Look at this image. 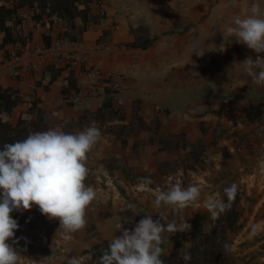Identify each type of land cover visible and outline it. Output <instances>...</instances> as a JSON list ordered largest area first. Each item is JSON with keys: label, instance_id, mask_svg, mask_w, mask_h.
Returning <instances> with one entry per match:
<instances>
[{"label": "crops", "instance_id": "0c3cea01", "mask_svg": "<svg viewBox=\"0 0 264 264\" xmlns=\"http://www.w3.org/2000/svg\"><path fill=\"white\" fill-rule=\"evenodd\" d=\"M255 2L264 13V0ZM252 3L94 0V15L102 11L105 17L89 24L78 41L60 47H56L63 30L60 24L48 29L27 19L18 28L24 43L0 49V88L17 90L22 100L10 114V125L16 128L21 116L30 113L29 132L59 127L75 133L95 126L102 133L86 161L85 183L97 195L86 210L83 229L65 232L58 219L50 220L36 205L11 213L19 225L14 237L18 243L13 246L21 264L83 260V253H100L114 235L122 233L117 224L130 230L144 215H152L154 221L159 215L171 220L174 209L155 207V197L139 190L140 178L151 179L153 190H166L177 181L184 187L192 182L204 186L208 174L199 166L212 159L223 163L221 170L228 180L231 166L242 174L245 189L239 210L247 198H256V212L264 213V86L253 84L238 64L264 53L236 43L228 33L234 17L247 14ZM33 12L28 7L19 10L21 16ZM45 35L52 37L51 48L45 47ZM3 38L0 31V45ZM221 44L224 51H219ZM63 57L82 61L87 70L79 77V69H74L82 100L75 106L66 104L62 95L70 71ZM49 66L62 73L45 85ZM111 72L122 77L124 104L113 100L120 113L98 120L86 117L87 107L94 112L106 99L100 89L89 87L108 86ZM192 206L201 207L200 201ZM242 226L239 241L264 244V218L245 231ZM259 261L264 263V257Z\"/></svg>", "mask_w": 264, "mask_h": 264}, {"label": "clouds", "instance_id": "9594fccd", "mask_svg": "<svg viewBox=\"0 0 264 264\" xmlns=\"http://www.w3.org/2000/svg\"><path fill=\"white\" fill-rule=\"evenodd\" d=\"M228 33L236 43L257 54L264 53V13L255 0L247 14L234 17ZM224 50L225 46L221 44L219 51ZM238 64L253 84L264 86V57L257 55L253 59L248 56ZM101 135L95 126H87L75 133L57 127L30 132L26 139L3 145L0 150V264H21V257L13 246L18 243L14 237L19 228L17 220L11 216L14 211H29L36 205L50 220L58 219L60 229L65 232L72 233L85 227L86 210L97 195L94 188L85 183L89 175L86 161ZM151 184V179L140 178L138 188L155 197V207L183 210L200 201L202 189L198 182L184 187L177 181L169 184L166 190H153ZM236 193L237 185L233 183L224 188L227 202L209 196L203 201V207L215 220L231 206ZM159 217L154 221L152 215H144L133 230L117 224L116 228L122 234L112 237L97 264H164L161 259L162 233L186 232L191 225L186 221L177 224L174 219ZM229 251L235 249L225 244L224 252ZM184 259L191 257L185 255ZM72 264H81V260L76 259Z\"/></svg>", "mask_w": 264, "mask_h": 264}, {"label": "trees", "instance_id": "16d2710c", "mask_svg": "<svg viewBox=\"0 0 264 264\" xmlns=\"http://www.w3.org/2000/svg\"><path fill=\"white\" fill-rule=\"evenodd\" d=\"M25 7L34 9V12L21 16L19 10ZM93 11L94 0H0V31L4 33L0 49L3 50L9 45L23 42L18 28L27 19H31L48 29H51L55 24H60L63 30L58 40L78 41L89 24L96 23L105 17V14L101 12L96 16ZM44 43L46 48H51L52 37L45 35ZM148 46V44L143 45L144 49ZM68 68L69 66L65 69ZM47 72L50 76H45L43 83L51 85L55 78L62 73V70L55 66H49ZM106 92V99L94 112H89L90 108H86V117L92 116L98 120L103 119L107 114L120 113V110L113 106L114 98L109 96L112 93L111 90L107 88ZM79 93H81L79 80L74 70H70L63 82V98L66 99ZM21 101L17 90L0 88V150L5 143L26 139L30 133L28 124L30 113L21 116L16 128H13L9 123L13 108ZM27 106L30 110L34 108V104L30 102L27 103ZM33 125L36 128V124ZM242 198L243 192L238 187L231 206L212 221L211 229L205 230L200 227L194 230L191 233V246L187 252L183 255L172 253L168 257L162 255L161 259L164 264H237L235 251L224 252V245L228 244L233 247L229 240V234L238 232L243 227L240 224L242 211L239 210ZM225 202H227V197ZM185 255H190L191 259L185 260Z\"/></svg>", "mask_w": 264, "mask_h": 264}, {"label": "rangeland", "instance_id": "374dc122", "mask_svg": "<svg viewBox=\"0 0 264 264\" xmlns=\"http://www.w3.org/2000/svg\"><path fill=\"white\" fill-rule=\"evenodd\" d=\"M253 153L254 152L252 151L250 154L253 155ZM211 155L215 157L216 153L213 152L211 153ZM222 166L223 163H220L214 159L204 162V164L199 166L201 171L208 174V177H206L205 179L206 184L204 186H201V194H203L200 197L201 207L189 206L183 210L173 211L171 220L174 219L177 224H181L186 221L191 225V228L186 229V232H178L175 234H170L167 232L162 233L163 243L161 247L163 248V257H168L172 253L180 255L185 254L191 246V233L194 230L200 227H203L205 230L211 229L213 219L211 218L210 213L203 207V201L207 199V196L220 198L225 201L226 195L224 194V188L235 183L237 185V188L240 187L241 189H245V184H243V181L241 180L242 174L239 173V169H233V166H231V180H228L226 172L222 173ZM199 184L202 185L204 183L199 182ZM257 204L258 202L256 198H247V200H245L240 206V208L242 209L240 224L244 225V231L247 229L249 224H254L258 220L264 218V213H261L260 211L256 212ZM126 214L125 212H123L121 215L126 216ZM131 216L133 217V215ZM134 216L137 217V215ZM141 219H137L134 224L136 225V223H138ZM161 223L163 224L164 221H161ZM135 225H133L130 230H133ZM238 232L230 233L233 240L229 239L233 245V248L235 249L237 264H264L259 261L260 258L264 257V244H261L259 240H247L245 242H241L239 241L240 237H237ZM121 234L122 233H120L118 236H120ZM107 248L108 244L106 243L104 248L100 250V253L98 252L93 256L89 251L83 253L84 256L83 260H81V264H97V261L99 260V257L101 256L103 250ZM76 259L77 258L72 257L64 264H72V262Z\"/></svg>", "mask_w": 264, "mask_h": 264}, {"label": "built area", "instance_id": "2783aa9c", "mask_svg": "<svg viewBox=\"0 0 264 264\" xmlns=\"http://www.w3.org/2000/svg\"><path fill=\"white\" fill-rule=\"evenodd\" d=\"M101 13H103V12L101 11ZM66 42L67 41H65V40H58L56 47H60L63 44H65ZM63 58L66 59L68 62V66H69L68 70L79 69V75H78L79 77L82 76V73L87 72L83 68V62L82 61L77 60L75 58L74 59L69 58V57H63ZM94 75L101 76V72L99 70H94ZM121 78H122L121 75H119L118 73L111 72L107 77L108 86H106V87L105 86H101V87L99 86V88H98L93 84L89 88H90V90H96V88H97V91L100 89V91L103 93V96H105V97L107 96L106 89L108 88L112 92L109 96L116 99L117 104L119 106H122L124 104V100L122 97ZM79 84H80V80H79ZM80 95H81V93L74 94V95H72V96H70L64 100L66 101V104H68V105L72 104V106H75V105H78L80 102H82V100L80 99Z\"/></svg>", "mask_w": 264, "mask_h": 264}]
</instances>
